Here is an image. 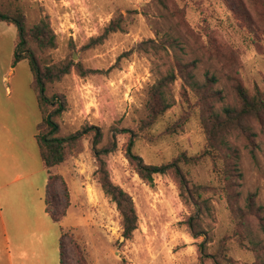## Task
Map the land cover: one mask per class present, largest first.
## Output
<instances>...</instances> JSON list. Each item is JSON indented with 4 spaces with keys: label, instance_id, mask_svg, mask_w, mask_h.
Returning a JSON list of instances; mask_svg holds the SVG:
<instances>
[{
    "label": "rangeland",
    "instance_id": "rangeland-1",
    "mask_svg": "<svg viewBox=\"0 0 264 264\" xmlns=\"http://www.w3.org/2000/svg\"><path fill=\"white\" fill-rule=\"evenodd\" d=\"M15 6L28 28L45 23L57 38L54 49L34 46L42 64L91 71L82 76L73 69L48 86V96L63 97L66 110L53 116L56 134L42 130L48 137H80L67 149L68 160L51 170V211L70 204L60 224L68 233L65 264H80V257L81 264H214L222 243V264H264V125H250L251 141L229 140L240 152L232 188L237 200L230 202L219 191L223 161L203 156L201 110L186 78L189 73L201 91L208 87L215 111L236 105L238 79L252 95H264V0H0L2 10ZM113 22L120 28L107 33ZM17 37L14 26L0 22V82L24 91L28 136L37 133L41 115L28 63L13 65ZM171 74L177 76L166 89L171 108L143 132L150 90ZM180 120L185 125L173 130ZM131 139L148 166L178 160L183 179L171 170L142 177L127 155ZM97 154L111 182L135 204L138 228L130 240L99 185ZM240 223L249 233L242 243Z\"/></svg>",
    "mask_w": 264,
    "mask_h": 264
},
{
    "label": "trees",
    "instance_id": "trees-1",
    "mask_svg": "<svg viewBox=\"0 0 264 264\" xmlns=\"http://www.w3.org/2000/svg\"><path fill=\"white\" fill-rule=\"evenodd\" d=\"M13 10L14 11L11 12L0 9V22L9 26H14L18 32L13 65L16 66L23 61L27 62L33 76L32 89L36 94L41 113V122L37 126L36 139L41 159L48 174L45 209L50 218L60 227V261L61 264H65V238L68 233L65 232V228L61 227L60 224L68 214L70 204L65 205L62 210L59 209L55 213L51 211V201L49 199L50 186L52 180H54L53 175H51V170L55 167H59L68 160L67 149L70 150L73 148L80 137L79 135H74L68 139L48 137L47 135H43L42 130H48L49 128V135L52 136L56 134L58 132V125L53 116H59L66 110V101L63 97L58 95L53 97L48 96V86L62 80V78L70 74L73 69H76L82 76H86L91 71H85L81 65L73 63L60 67H49L42 64L34 46L42 52L54 49L57 47L56 36L45 23H40L32 28H28L26 25V16L22 8L15 6ZM119 28L120 24L113 22L107 30V33H115ZM186 78L190 81V87L195 94L196 100H198L196 102L201 110V127L207 142V149L203 156L210 155L212 159H220L223 161V168L219 171V179L221 182L219 191L227 195L228 201H236L237 196L234 195L232 188H234V178L236 177L238 169L240 152L232 146L229 140L232 136L236 135L237 137H244L246 140L251 141L253 130H251L250 125L252 126L253 123H257L261 126L264 125V95L260 92L252 95L238 79L235 87L237 96L236 105L234 107L229 106L223 108L222 111H215L213 105L210 103V97H213L214 94L210 93L208 87H206L205 91H201V88L195 82H191L192 76L189 73L186 74ZM176 79L177 76L171 74L169 78L159 82V84L155 85L150 90L147 103V118L141 124V130L143 132L152 128L157 120L164 116L171 108L166 89L169 84ZM186 98L188 102L191 101L188 95ZM184 125L185 121L180 120L173 125V130H177ZM169 132L172 133V128L169 129ZM96 135L100 136V133ZM95 143H99V138H97ZM133 147L134 140L131 139L128 143L127 155L129 160L136 165L142 177L151 178L153 174H166L171 170L181 180L183 179L182 173L178 167V160L162 167L148 166L135 154ZM107 151L108 150H106V152ZM96 157L99 161V169L97 171L99 185L105 195L116 204L122 218L123 237L125 240H130L138 228V214L133 199L122 188L111 182L102 158L99 154H97ZM187 161L194 162L195 159L192 158ZM55 178L62 179V177L57 175ZM200 206L202 207V204H200ZM188 225L193 231L196 230L197 223L194 218L188 220ZM239 227L237 234L240 243H242L245 239H248L247 235L249 233L244 235L246 231L242 223L239 224ZM261 230L264 232V223L261 224ZM253 245L255 246L256 244L253 243ZM221 247L219 254L212 257L214 264H222L223 261H227L225 244L222 243ZM74 248L79 252L81 251L75 243ZM81 262L82 259L80 257L79 263L81 264Z\"/></svg>",
    "mask_w": 264,
    "mask_h": 264
},
{
    "label": "crops",
    "instance_id": "crops-1",
    "mask_svg": "<svg viewBox=\"0 0 264 264\" xmlns=\"http://www.w3.org/2000/svg\"><path fill=\"white\" fill-rule=\"evenodd\" d=\"M3 81L5 78L0 82V264H61L60 227L46 213L42 198L48 174L35 151L39 150L37 133L27 136L24 91L12 82L11 87H4ZM29 101L32 106V98Z\"/></svg>",
    "mask_w": 264,
    "mask_h": 264
},
{
    "label": "bare ground",
    "instance_id": "bare-ground-1",
    "mask_svg": "<svg viewBox=\"0 0 264 264\" xmlns=\"http://www.w3.org/2000/svg\"><path fill=\"white\" fill-rule=\"evenodd\" d=\"M95 195V194H94ZM92 198H93V196H92Z\"/></svg>",
    "mask_w": 264,
    "mask_h": 264
}]
</instances>
